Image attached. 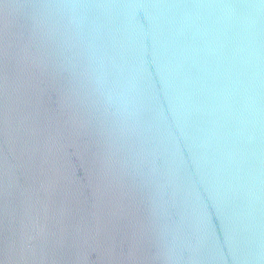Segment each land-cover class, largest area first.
<instances>
[{
  "label": "water",
  "instance_id": "water-1",
  "mask_svg": "<svg viewBox=\"0 0 264 264\" xmlns=\"http://www.w3.org/2000/svg\"><path fill=\"white\" fill-rule=\"evenodd\" d=\"M0 264H264V0H0Z\"/></svg>",
  "mask_w": 264,
  "mask_h": 264
}]
</instances>
